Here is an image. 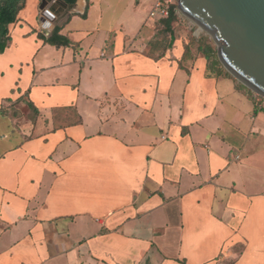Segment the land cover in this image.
<instances>
[{
  "label": "crops",
  "instance_id": "crops-1",
  "mask_svg": "<svg viewBox=\"0 0 264 264\" xmlns=\"http://www.w3.org/2000/svg\"><path fill=\"white\" fill-rule=\"evenodd\" d=\"M158 1L25 0L10 24L0 264H264V111Z\"/></svg>",
  "mask_w": 264,
  "mask_h": 264
},
{
  "label": "water",
  "instance_id": "water-1",
  "mask_svg": "<svg viewBox=\"0 0 264 264\" xmlns=\"http://www.w3.org/2000/svg\"><path fill=\"white\" fill-rule=\"evenodd\" d=\"M178 6L214 37L225 67L264 95V0H178Z\"/></svg>",
  "mask_w": 264,
  "mask_h": 264
},
{
  "label": "trees",
  "instance_id": "trees-1",
  "mask_svg": "<svg viewBox=\"0 0 264 264\" xmlns=\"http://www.w3.org/2000/svg\"><path fill=\"white\" fill-rule=\"evenodd\" d=\"M65 1L74 3L76 0ZM24 2L25 0H0V53L5 51L12 40L9 26L17 20L18 13L22 9ZM176 19L175 6L172 5L169 15L162 20V23L166 28L171 29ZM46 41L57 47L69 46L72 44V41L68 37L60 34V28H56ZM199 43L200 49L205 52L208 58L215 53V49L210 44H206L201 40H199Z\"/></svg>",
  "mask_w": 264,
  "mask_h": 264
},
{
  "label": "rangeland",
  "instance_id": "rangeland-1",
  "mask_svg": "<svg viewBox=\"0 0 264 264\" xmlns=\"http://www.w3.org/2000/svg\"><path fill=\"white\" fill-rule=\"evenodd\" d=\"M172 4H174L177 9V22L179 24L178 26L175 25L174 28H181L182 30H185L188 33V38L191 41V45L199 44V40L205 42L206 44H210L215 49V53L213 54V61L219 63L223 67V69L228 70L219 58L218 44L214 40V37L205 29H203L199 24H197L194 20L190 19L188 16L181 12L178 6V0H173ZM252 92L254 94V97L256 96V98L264 103V95L258 93L257 91H254L253 89Z\"/></svg>",
  "mask_w": 264,
  "mask_h": 264
},
{
  "label": "built area",
  "instance_id": "built-area-1",
  "mask_svg": "<svg viewBox=\"0 0 264 264\" xmlns=\"http://www.w3.org/2000/svg\"><path fill=\"white\" fill-rule=\"evenodd\" d=\"M172 3H173V0H159L156 4L155 10L152 11L151 15L154 16V15L158 14L160 16H168L170 9H171V6L174 5ZM175 12L177 13L176 7H175ZM254 99H255L256 107L259 110L264 111V103L261 102L258 98H256V96L254 97Z\"/></svg>",
  "mask_w": 264,
  "mask_h": 264
}]
</instances>
